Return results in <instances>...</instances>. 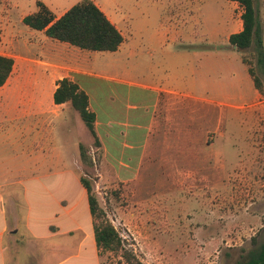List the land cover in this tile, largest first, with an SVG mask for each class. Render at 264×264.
<instances>
[{"label":"rangeland","instance_id":"rangeland-1","mask_svg":"<svg viewBox=\"0 0 264 264\" xmlns=\"http://www.w3.org/2000/svg\"><path fill=\"white\" fill-rule=\"evenodd\" d=\"M138 2L117 12L125 34L117 52L42 41L44 50L30 55L33 70L21 72L17 65L5 89L18 78L36 80L47 110L59 80L81 84L109 129L101 130L100 145L68 102L42 115L35 151L48 161L41 168L26 167L15 140L0 138L1 176L10 182L40 177L30 195L35 220L45 225L48 216L61 214L71 227H89L78 181L87 178L136 264H236L264 242V95L249 69L263 89L264 77L254 49L239 51L229 42L242 30L243 8L230 0H196L178 13L160 2ZM255 3L264 39V0ZM155 84L183 96L175 97L168 114L144 88ZM4 189L8 212L24 233V189ZM19 241L27 243L24 235ZM101 264L127 262L103 253Z\"/></svg>","mask_w":264,"mask_h":264},{"label":"crops","instance_id":"crops-1","mask_svg":"<svg viewBox=\"0 0 264 264\" xmlns=\"http://www.w3.org/2000/svg\"><path fill=\"white\" fill-rule=\"evenodd\" d=\"M81 1L83 0H0V56L10 57L14 60L12 73L5 85L0 88V138L4 140L10 138L15 140V143L22 148L23 156L27 159V163L24 164L26 167L33 166L39 169L48 161V159L42 161L41 155L35 151V145L36 143H40L42 136V115L46 116L47 110H52V113H57V109L64 104L57 105L53 101V94L58 84L55 86L49 98L53 102V106L48 103L49 109L47 110L42 108V102L39 96V82L36 80H20L21 78H18L11 90H5L12 78L15 67L18 65L21 72H31L33 68L30 66V55L34 51L44 50V44H42L44 41H53V39L46 36L44 31H38L25 25L24 18L39 11L38 2L48 7L55 19H58L71 7ZM91 1L118 28L125 42V34L120 25L121 19L118 17L117 12L128 3L137 7L139 5L138 0ZM149 1L166 4L167 8H174L177 10L175 12L178 13L180 9L186 6H192L196 2V0ZM143 2L148 5V0H143ZM181 13L184 12L181 11L180 15ZM124 42L118 50L122 48ZM89 76L94 77L93 74H89L86 77ZM95 77L105 78L100 75ZM105 79L113 83H124L114 78ZM79 85L88 94L90 109H92L91 96L81 84ZM144 88L148 89V95H155V105L157 107L158 104L164 102L167 114L177 104L175 97H183L182 94H179L174 89L163 85H148V87ZM15 90H18V94L20 92L22 94L18 96L12 95ZM93 110L96 113V132L99 137L103 138L101 130L105 131L107 127L100 120L97 113L98 109ZM49 135H51V132H49ZM108 135L111 136L112 133ZM102 141L107 149L106 142L104 140ZM41 180L40 177H35L32 174L23 180L18 178L16 181L10 182L4 180V177L0 173V215H2L0 217V264H30L35 260L34 255L42 256L41 260H35L34 264H101V256L95 241L91 214L89 215V227H83L81 225H76L75 227H71V225L67 226L69 222L65 221L64 216L61 214H55L50 217L46 216L45 225H40L39 221L35 220L30 195L35 194L34 189L32 193L33 183L35 181L40 182ZM78 181L80 183V180ZM6 185H22L24 189V197L28 205L24 233H21L20 229L16 226L17 217L11 216L8 212L6 204L7 195L4 189ZM80 185L84 198L86 199V207L90 212L87 192L81 183ZM4 204L6 206L5 209L3 207ZM66 213L70 217L71 209H68ZM23 235L27 239L25 245L19 241L20 238H23ZM72 239H76L77 241L74 246Z\"/></svg>","mask_w":264,"mask_h":264},{"label":"trees","instance_id":"trees-1","mask_svg":"<svg viewBox=\"0 0 264 264\" xmlns=\"http://www.w3.org/2000/svg\"><path fill=\"white\" fill-rule=\"evenodd\" d=\"M230 1L237 2L242 6L243 27L240 32L230 35L229 42L239 51L253 48L256 64L264 77L263 29L255 0ZM38 7V12L24 18V24L32 29L44 31L50 39L92 52H116L124 42V37L118 28L91 0H83L75 4L58 19H55L53 13L43 3L38 2ZM242 61L246 63L245 58H242ZM13 67L14 60L12 58L0 56V88L7 82ZM249 74L254 81L255 88L261 95H264L261 80L250 69ZM53 101L57 105L70 102L90 131L95 143L100 145L95 126L96 113L90 109L88 94L77 82L68 77L59 80L58 87L53 94ZM80 157L82 161L87 160V152L83 147H80ZM79 180L87 192L95 241L100 256L103 253H111L124 258L127 264L138 263L134 254L123 248L118 232L106 218L93 194L91 182L83 176ZM236 264H264V243L257 244L241 255Z\"/></svg>","mask_w":264,"mask_h":264},{"label":"water","instance_id":"water-1","mask_svg":"<svg viewBox=\"0 0 264 264\" xmlns=\"http://www.w3.org/2000/svg\"><path fill=\"white\" fill-rule=\"evenodd\" d=\"M234 48H235V49H237V47H236V46H234Z\"/></svg>","mask_w":264,"mask_h":264}]
</instances>
